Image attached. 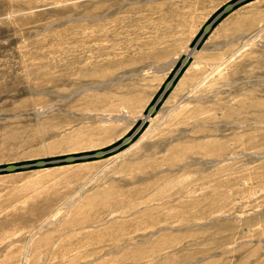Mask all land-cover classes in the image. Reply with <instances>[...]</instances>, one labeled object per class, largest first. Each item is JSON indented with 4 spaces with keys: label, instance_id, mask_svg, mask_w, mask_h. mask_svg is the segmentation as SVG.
<instances>
[{
    "label": "rangeland",
    "instance_id": "obj_1",
    "mask_svg": "<svg viewBox=\"0 0 264 264\" xmlns=\"http://www.w3.org/2000/svg\"><path fill=\"white\" fill-rule=\"evenodd\" d=\"M0 264H264V0H0Z\"/></svg>",
    "mask_w": 264,
    "mask_h": 264
},
{
    "label": "bare ground",
    "instance_id": "obj_2",
    "mask_svg": "<svg viewBox=\"0 0 264 264\" xmlns=\"http://www.w3.org/2000/svg\"><path fill=\"white\" fill-rule=\"evenodd\" d=\"M188 55H192L195 53L194 51V48L188 50ZM228 53H226V56H227ZM225 54H222V55H219L218 57L217 56H214L213 58L210 59V61L206 62L204 64V67L206 66H209L212 71H218L219 70V66L223 63V61H225L227 58H226ZM231 57V56H230ZM210 73V72H209ZM207 77V73L206 71L203 70V68L199 71V74L194 77V79L190 82L189 86L187 87V89L184 91V93L180 96V98L178 100H176L175 102V106L178 105L179 102L181 101H191L190 98L192 99V102L194 101H198V97L195 95L196 93V88L199 84H201L204 79ZM197 97V98H196ZM187 99V100H186ZM201 100V99H200ZM172 111V110H171ZM183 116L184 119H192V120H195L197 121L198 119V116L200 119L202 120H205V121H208V119L211 118V115H210V111H213V107L209 106V107H202L201 108V105H197V106H193V107H186V106H183L182 109L180 110ZM117 115V114H115ZM119 115V114H118ZM207 117V118H206ZM116 118H118V116H116ZM120 118V116H119ZM123 118V117H122ZM121 118V119H122ZM118 120V119H117ZM148 133V131H147ZM200 133V132H199ZM146 134V133H145ZM143 137V136H142ZM175 151V150H174ZM173 151V152H174ZM208 155V154H207ZM204 156V155H203ZM202 156V157H203ZM45 224V223H44ZM41 226V225H40Z\"/></svg>",
    "mask_w": 264,
    "mask_h": 264
}]
</instances>
